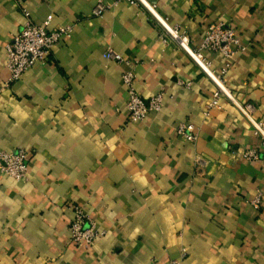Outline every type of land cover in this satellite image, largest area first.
Instances as JSON below:
<instances>
[{"label": "crops", "instance_id": "1", "mask_svg": "<svg viewBox=\"0 0 264 264\" xmlns=\"http://www.w3.org/2000/svg\"><path fill=\"white\" fill-rule=\"evenodd\" d=\"M200 45L210 24L239 38L226 79L232 96L264 119V0H145ZM96 0H0V150L27 153L26 178L0 173V264H264V149L226 98L206 109L215 85L140 5L92 15ZM73 24L51 52L6 87L5 46L27 20ZM115 50L124 63L102 58ZM211 69L225 64L205 53ZM127 62V63H126ZM162 108L127 121L121 75ZM191 124L188 142L176 127ZM255 149L258 159L246 161ZM197 157L208 161L199 173ZM261 204H249L257 193ZM105 236L84 250L68 243L72 206Z\"/></svg>", "mask_w": 264, "mask_h": 264}, {"label": "built area", "instance_id": "2", "mask_svg": "<svg viewBox=\"0 0 264 264\" xmlns=\"http://www.w3.org/2000/svg\"><path fill=\"white\" fill-rule=\"evenodd\" d=\"M118 3L140 5L145 8L164 30L162 37H160L162 42L166 43L168 38L173 40L179 48H182L188 54L200 70L206 73L212 80L215 85V91L211 94L205 108L207 110L218 108L219 100L226 98L252 126L254 134L260 139V147L264 149V119L255 120L253 118L254 107L249 103H240L235 100L227 84L226 74L229 68V61L234 60L239 47V38L236 36L233 28L223 22L208 25L198 48L191 50L188 45L189 38L185 32H179L176 28L169 27L145 0H96L92 9V15L101 16ZM50 21L51 16H48L40 24H36L30 19L27 20L20 31L6 44V62L4 65L8 73L4 84L6 87L20 80L23 74L35 64L49 63L52 49L63 38L71 36L73 24L49 30L47 26ZM205 53H211L226 60L224 66L218 72L213 71L211 69V62L206 60L204 56ZM102 58L109 62H125L122 56L111 48L104 50ZM121 80L126 88L127 99L124 108L129 123L140 122L148 114L157 113L161 110L163 104L162 92L157 93L145 102L134 88V74L132 71L123 73ZM175 131L177 136L188 142H193L196 139V135L193 133V126L189 123L177 126ZM241 157L246 161L258 159L255 149L244 151ZM26 161L27 153L23 149L0 150V173L15 181L24 180L27 173ZM207 164L208 161L205 158L197 157L194 161V168L196 172L200 173ZM249 204L255 209L259 208L261 204L260 192L249 200ZM72 211L73 215L69 221L67 241L77 248L87 250L92 247L96 240L105 236V231L97 229L94 221L90 219L81 206L73 205ZM186 255V250L182 249L180 251V258L171 260L169 264H181Z\"/></svg>", "mask_w": 264, "mask_h": 264}]
</instances>
